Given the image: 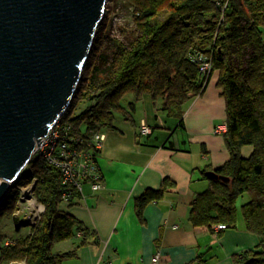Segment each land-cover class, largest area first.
<instances>
[{"label":"trees","instance_id":"1","mask_svg":"<svg viewBox=\"0 0 264 264\" xmlns=\"http://www.w3.org/2000/svg\"><path fill=\"white\" fill-rule=\"evenodd\" d=\"M134 9L139 36L130 46L121 45L112 56L103 53L108 20L105 15L85 65L81 80L63 119L76 130L96 132L114 128L115 114L135 123V103L145 94L169 115L183 117L184 107L201 96L209 81L202 78L190 56L206 54L213 71H219L218 88L226 102L227 131L224 135L230 160L219 175L229 183L212 180L203 172L209 188L191 205L193 226L238 225L241 214L245 230L258 237L257 250L234 256V264H264V0H126ZM107 14V13H106ZM163 16V19L161 18ZM101 79L96 84L97 79ZM134 101L124 105L127 97ZM89 106L75 115L80 104ZM183 124V121L181 122ZM88 132V134H89ZM252 146L250 158L241 149ZM0 207V216L13 217L18 188L37 180L36 197L46 213L35 236L22 237L0 249V264H65L77 258L78 249L94 238L95 231L60 210L62 177L58 168L42 157L33 158ZM175 189L165 178L158 190L147 189L135 200L136 215L145 223V209ZM245 195L250 200L238 207ZM80 235L77 249L54 254L55 243Z\"/></svg>","mask_w":264,"mask_h":264},{"label":"crops","instance_id":"2","mask_svg":"<svg viewBox=\"0 0 264 264\" xmlns=\"http://www.w3.org/2000/svg\"><path fill=\"white\" fill-rule=\"evenodd\" d=\"M218 80L219 71H213L204 93L186 104L182 118L169 115L161 109V100L154 102L145 94L135 103V123L115 114L114 128L96 129L102 136L97 163L104 188L94 192L87 183L83 193L61 203L60 210L95 231L98 242L91 237L77 258L65 264H234L235 255L258 249L260 241L245 230L240 213L237 227L219 232L190 221L196 196L209 188L203 172L220 169L231 157L224 137L226 102ZM133 101L130 96L124 105ZM142 122L151 134L140 132ZM253 151L252 146L241 149L246 159ZM165 178L175 189L148 204L145 223L140 222L136 198L147 189H160ZM80 242L77 235L55 243L53 253L75 250Z\"/></svg>","mask_w":264,"mask_h":264},{"label":"water","instance_id":"3","mask_svg":"<svg viewBox=\"0 0 264 264\" xmlns=\"http://www.w3.org/2000/svg\"><path fill=\"white\" fill-rule=\"evenodd\" d=\"M108 2L0 0V207L67 112Z\"/></svg>","mask_w":264,"mask_h":264},{"label":"built area","instance_id":"4","mask_svg":"<svg viewBox=\"0 0 264 264\" xmlns=\"http://www.w3.org/2000/svg\"><path fill=\"white\" fill-rule=\"evenodd\" d=\"M190 59L199 67L202 78L210 79L213 72L211 59L200 51H194ZM140 132L148 135L152 130L142 122ZM220 132L222 129L217 131V133ZM39 144L33 158L42 157L59 169L63 187L62 203L71 201L75 194L83 193L87 183L91 184L94 192L103 190V178L97 163L98 154L103 145L99 131L83 133L82 130H76L73 123L66 121L62 116ZM36 186L37 180L35 179L30 185L18 188L19 200L14 213V216L20 218L22 225L30 227L29 236L31 238L35 236L36 229L46 213L45 204L36 197ZM211 229L219 232L228 230L229 226L217 224ZM157 260L158 258L155 259ZM8 264H27V261H12Z\"/></svg>","mask_w":264,"mask_h":264},{"label":"rangeland","instance_id":"5","mask_svg":"<svg viewBox=\"0 0 264 264\" xmlns=\"http://www.w3.org/2000/svg\"><path fill=\"white\" fill-rule=\"evenodd\" d=\"M106 13L108 24L105 32L103 53L110 57L119 50L121 45L130 46L139 36V32L135 24L134 9L126 0H109L106 6ZM161 18L163 19V16ZM98 81H101V79H97L96 84H98ZM128 98H126L124 104H127ZM88 106L89 104L87 103L80 104L75 115L83 112ZM82 131L83 133L86 132L85 127H82ZM24 172H27V169ZM248 200L249 196L241 198L238 202V207L241 208V205ZM29 232L30 227L21 225L20 229H16L11 217L0 216V247L5 246L7 241L8 244H11L16 239L29 236ZM68 244L71 243L68 242Z\"/></svg>","mask_w":264,"mask_h":264}]
</instances>
